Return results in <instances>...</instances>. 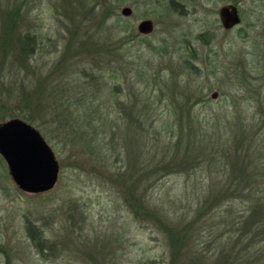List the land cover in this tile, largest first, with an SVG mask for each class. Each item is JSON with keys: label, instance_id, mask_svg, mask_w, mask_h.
Wrapping results in <instances>:
<instances>
[{"label": "rangeland", "instance_id": "obj_1", "mask_svg": "<svg viewBox=\"0 0 264 264\" xmlns=\"http://www.w3.org/2000/svg\"><path fill=\"white\" fill-rule=\"evenodd\" d=\"M181 1L0 0V122L39 114L59 164L47 191L0 178V264H162L164 232L133 212L134 195L113 176L153 165L157 151L180 141L173 165L184 170L152 175L149 196L163 183L170 196L201 193L202 178H228L208 173L201 158L210 149L262 147L249 136L255 130L264 142V0H237L242 22L230 31L216 15L229 0L188 16ZM144 19L153 21L147 34L137 28ZM54 114L108 117L117 152L100 144L109 141L103 133L92 150L107 161L91 156Z\"/></svg>", "mask_w": 264, "mask_h": 264}, {"label": "trees", "instance_id": "obj_2", "mask_svg": "<svg viewBox=\"0 0 264 264\" xmlns=\"http://www.w3.org/2000/svg\"><path fill=\"white\" fill-rule=\"evenodd\" d=\"M32 99L26 100L30 106L33 104ZM65 111L61 109V113ZM20 117L35 126L44 138L48 137L40 124L39 114L20 113ZM56 118L61 119L59 123L71 126L70 140L86 148L91 156L97 153L104 163L107 161L106 154L99 155L92 150L93 142L99 141L98 137L103 133L104 136L108 135L109 141L100 140V144H108V151L117 152L114 140L118 125L108 117H67L54 114L53 119ZM256 132L254 130L249 136L251 141L256 136L255 143L262 144L261 150L256 153L253 150L249 154V150L241 153L235 149L231 153L224 148L214 151L210 149L204 155L205 158H201L202 163L208 162V173L228 175L226 179L214 181L202 178L197 183L201 193L186 190L183 196H170V189H165L163 183L158 192L149 196L147 185L152 175L177 174L184 170L181 165H173L180 155V141L176 144L174 141L175 145L157 151L161 155L153 158V165L149 164L155 168L150 169L149 165L142 162L134 169L131 164V169L126 173L113 176L121 193L134 195L132 198L135 202L131 204L133 212L139 218L150 220L164 232L169 253L162 264H264V179L258 178L264 173V142L261 143ZM171 134L177 140L174 129ZM246 158L255 163L240 164ZM119 159L122 161V158ZM202 163L201 166L204 165ZM121 165L123 167L124 164ZM129 178L133 181L131 189Z\"/></svg>", "mask_w": 264, "mask_h": 264}, {"label": "water", "instance_id": "obj_3", "mask_svg": "<svg viewBox=\"0 0 264 264\" xmlns=\"http://www.w3.org/2000/svg\"><path fill=\"white\" fill-rule=\"evenodd\" d=\"M131 12L127 6L121 10L125 16ZM221 19L226 27L239 22L236 7H223ZM137 28L143 34L150 33L153 22L144 19ZM211 96L216 98L217 92ZM0 152L8 163L12 180L26 192L47 191L57 181L59 164L55 154L41 132L27 121L12 118L0 124Z\"/></svg>", "mask_w": 264, "mask_h": 264}, {"label": "flooded vegetation", "instance_id": "obj_4", "mask_svg": "<svg viewBox=\"0 0 264 264\" xmlns=\"http://www.w3.org/2000/svg\"><path fill=\"white\" fill-rule=\"evenodd\" d=\"M195 1H198V2L200 1L203 4H201V6H199L198 9H197L196 6H193L191 9L186 8V5H187L186 3H195ZM212 2H214V0H183V1H181V3L178 2L176 6L180 5V7H181L180 13H182L183 16H188L190 14H194L196 11L200 12V10L202 8H206L204 3H212ZM225 6L236 7L237 14H238V17H239V22H237L236 24H234V25H232L230 27H226L224 25L222 19H221V9L223 7H225ZM216 15L218 16V21L220 22V25H221L222 29L225 30V31L233 30L235 27H237L242 22L240 3L237 0L236 1L235 0H229V1H226V2L222 3V5H220L218 7ZM205 35H206V32L200 34V36H205ZM3 122L4 121H1L0 124L3 123ZM9 177L11 178L9 167H8V163H7V161L5 160V158L3 157V155L0 152V178L3 180L4 178L9 179ZM17 187L20 190H22L23 192H26L25 190L21 189L19 186H17Z\"/></svg>", "mask_w": 264, "mask_h": 264}, {"label": "bare ground", "instance_id": "obj_5", "mask_svg": "<svg viewBox=\"0 0 264 264\" xmlns=\"http://www.w3.org/2000/svg\"><path fill=\"white\" fill-rule=\"evenodd\" d=\"M12 179V178H11Z\"/></svg>", "mask_w": 264, "mask_h": 264}]
</instances>
